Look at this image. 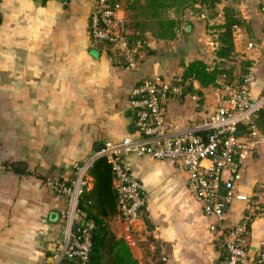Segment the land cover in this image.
Returning <instances> with one entry per match:
<instances>
[{
    "label": "crops",
    "instance_id": "1",
    "mask_svg": "<svg viewBox=\"0 0 264 264\" xmlns=\"http://www.w3.org/2000/svg\"><path fill=\"white\" fill-rule=\"evenodd\" d=\"M94 1L0 0V264H51L64 235L68 196L46 181L69 182L77 164L107 140L139 136L130 103L136 82L154 73L180 76L182 60L213 63L216 57L210 31L188 41L180 32L195 26L170 11L182 19L178 35L159 38L152 29H133L144 34L149 50L140 68L118 66L90 36ZM219 3L212 15L191 11L193 21L222 22L230 4L241 12L247 23L236 27V53L225 64L238 79L250 61L257 95L264 87V0ZM223 78L207 86L195 80V91L165 101L167 113L179 125L212 113ZM123 159L140 178L146 204L137 221L117 214L110 226L130 238L140 264H221L223 236L211 230L212 217L191 190L188 171L170 158L128 152ZM238 190L252 199H235L226 215L232 222L254 215L244 263L253 264L264 239V140Z\"/></svg>",
    "mask_w": 264,
    "mask_h": 264
},
{
    "label": "built area",
    "instance_id": "2",
    "mask_svg": "<svg viewBox=\"0 0 264 264\" xmlns=\"http://www.w3.org/2000/svg\"><path fill=\"white\" fill-rule=\"evenodd\" d=\"M89 33L114 64L127 69L140 68L149 50L146 40L130 35L126 11L119 0L94 1ZM223 79V91L215 111L185 125H179L165 109L167 99L185 91L178 75L154 73L133 85L130 103L139 136L129 133L117 141L107 140L95 155L77 164L76 176L69 182L52 178L46 181L68 196L64 235L51 264H89L95 222L79 203L84 190L92 185L89 171L98 156L106 155L112 162L121 215L133 222L141 217L146 200L140 178L124 162L123 155L128 152L170 158L184 167L191 190L202 202L205 213L212 217L211 230L223 236L227 249L223 264H244L248 260L251 216L246 214L232 222L226 214L235 199H252L239 191L238 185L256 144L264 140L255 121L264 106V87L254 95L252 66L238 79L225 76ZM76 225L80 227L78 231ZM256 254L253 264H264V239Z\"/></svg>",
    "mask_w": 264,
    "mask_h": 264
},
{
    "label": "trees",
    "instance_id": "3",
    "mask_svg": "<svg viewBox=\"0 0 264 264\" xmlns=\"http://www.w3.org/2000/svg\"><path fill=\"white\" fill-rule=\"evenodd\" d=\"M222 0H133L132 8L139 10L141 18L137 19L133 27L128 21L130 35L132 38L146 40L144 34L135 32L133 29H152L159 38H174L181 29V18L170 16V11L183 13L186 9L192 8L200 11L201 6L214 9L210 14L217 12L218 3ZM225 18L222 22L211 24L214 29L210 32L217 42L215 48L216 57L213 63L203 58H194L189 61L182 60L184 66L182 75L179 77L185 84V90L194 89V81H199L207 86L217 83L221 76L230 79L231 71L226 66L227 59H231L236 53L235 30L238 25L247 23L241 12L232 4L224 7ZM156 28V29H155ZM184 29V28H183ZM243 73L250 65L245 62ZM200 92V91H197ZM255 121L264 131V106L259 110ZM90 173L94 178L93 185L86 188L80 197V207L85 209L88 216L95 222L92 230V246L90 251L89 264H140V259L134 254L130 243L124 236L118 235L110 226L108 218L121 214L118 204V191L114 183L115 173L112 162L106 155L98 156L91 168ZM254 215L250 217L251 223ZM223 249L222 262L227 249ZM249 247V246H248ZM257 255V254H256ZM255 255V256H256ZM257 257V256H256Z\"/></svg>",
    "mask_w": 264,
    "mask_h": 264
},
{
    "label": "rangeland",
    "instance_id": "4",
    "mask_svg": "<svg viewBox=\"0 0 264 264\" xmlns=\"http://www.w3.org/2000/svg\"><path fill=\"white\" fill-rule=\"evenodd\" d=\"M120 1V3H121V5L124 7V9H125V11H126V16H127V18H128V21L130 22V24L132 25V27L134 26V25H136V21H137V19H139V18H141V16L139 15V10H137V9H135V8H132V1L133 0H119ZM221 3H218V5H220ZM191 11H194V9H192V8H188V9H186L182 14V16H183V18L185 19L184 21H188V24L189 23H192V25L193 26H195V29H189L188 31H187V29L186 28H184V29H182V31L180 32V34H181V36H184L185 37V39L186 40H188V41H190V40H194V38H196L197 39V37L199 36L198 34H203L204 33V31H205V29H208V31H210V32H213V28L211 27V24H209L210 22L208 21V20H206V22H205V20L204 21H197V22H194L193 21V13H191ZM212 11H215L214 9H208V8H205V6H201V9H200V13H205L206 15L207 14H210ZM185 14V15H184ZM202 15V14H201ZM205 19V18H204ZM196 21V20H195ZM211 34V39H213L214 38V36H213V34L212 33H210ZM214 40V39H213ZM202 42L204 41V40H201ZM202 42H200L199 41V45H198V47H197V50L199 51V47H200V45H202L201 43ZM205 44L207 45V47L208 46H211L212 44H210V42H205ZM210 59V58H209ZM165 109H166V107H165ZM167 111V110H166ZM108 220H109V223H110V225H111V221H112V225L114 226V218H113V216H111L110 218H108ZM111 225V226H112ZM112 228V227H111ZM117 234H119V233H117ZM128 240H130V238H128L127 239V241Z\"/></svg>",
    "mask_w": 264,
    "mask_h": 264
},
{
    "label": "water",
    "instance_id": "5",
    "mask_svg": "<svg viewBox=\"0 0 264 264\" xmlns=\"http://www.w3.org/2000/svg\"><path fill=\"white\" fill-rule=\"evenodd\" d=\"M80 229L79 225L75 226V230L78 231Z\"/></svg>",
    "mask_w": 264,
    "mask_h": 264
}]
</instances>
